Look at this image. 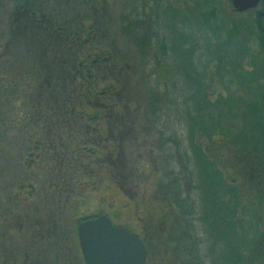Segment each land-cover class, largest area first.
I'll list each match as a JSON object with an SVG mask.
<instances>
[{
  "label": "trees",
  "instance_id": "16d2710c",
  "mask_svg": "<svg viewBox=\"0 0 264 264\" xmlns=\"http://www.w3.org/2000/svg\"><path fill=\"white\" fill-rule=\"evenodd\" d=\"M228 1L201 0L194 4L197 12L183 0L121 1L118 41L127 38L134 53L121 59L131 48L118 53L114 39L106 43L104 0H0V7L11 9L9 27L0 32V61H8L12 44L34 51L36 87L25 116L42 128L36 157L49 165L53 194L68 198L83 189L68 182L85 168L104 169L122 189L127 146L152 133L155 199L165 220L174 215L170 241L174 252L184 251L183 264H206L226 241L229 264L264 258V58L247 59L253 40L264 55V17L258 24V10L239 13L231 3L227 11ZM183 5L186 16L177 28L161 31V13ZM133 71L139 74L138 105L126 85ZM9 86V80L0 82V101L10 97ZM130 119H139L138 135L127 142ZM173 125L185 132H171ZM34 136L28 133V140ZM219 143L230 144L238 157L239 178L218 171L208 157L209 147ZM237 179L246 184L242 209Z\"/></svg>",
  "mask_w": 264,
  "mask_h": 264
},
{
  "label": "rangeland",
  "instance_id": "374dc122",
  "mask_svg": "<svg viewBox=\"0 0 264 264\" xmlns=\"http://www.w3.org/2000/svg\"><path fill=\"white\" fill-rule=\"evenodd\" d=\"M104 1L107 3V17L102 28L104 34H108L106 43L114 39L116 45L120 46L118 53L123 52L124 46H127L125 51L130 47L131 55L129 52L124 55L126 52L121 59L133 57L130 41L127 38L124 41L120 38L118 41L119 28L116 17L120 16L124 9L121 4L124 0ZM199 1L201 0H183V3L185 2L190 10L196 8L197 12L201 10L198 6L194 7V4ZM229 3L225 2L227 11H230ZM51 7L55 8L53 3ZM181 7L161 13L158 21L161 31L170 33L177 28L180 23L177 22L186 16L184 5L182 9ZM10 14L11 9L8 6L0 7V32H6L9 27ZM193 16L192 14L191 17ZM250 47L253 52L247 59L259 63L264 55H261L257 41L253 40ZM10 49L8 61H0V82L10 81V97L6 99V96H3L0 101V264H84L76 232L78 222L103 215L110 217V222L115 226L127 227L130 232L139 236L146 249V264H183L184 260H187L184 251L174 252L176 242L170 241L173 234L169 233V230L174 215L170 213L165 220L166 211L155 199V196H158L156 173L152 170L149 158L153 152V138L150 136L152 133H143V136L140 134L135 137V143L127 146L125 165L128 167V176L122 184V189L108 177L104 169L92 171L85 168L78 169L73 175L74 180L68 182L69 185H75V189L80 186L83 189L78 193L72 192L74 194L68 198L56 197L58 195L53 194L47 182L49 165L36 157V137L40 135L42 128L25 116L32 106L30 97L36 85L33 80L37 68L32 55L34 51L31 52L23 42L16 44V47L10 45ZM246 69L250 70L251 67L247 66ZM138 75L133 71L130 78L126 77L127 91L131 92L128 87L133 90L129 96L134 105L139 104L137 98L141 92ZM22 79L26 80L23 87L20 85L23 83ZM11 97H16V100L13 101ZM138 120L130 119L126 122L133 125V133L128 135L130 140L127 142L134 138V134L138 135V131H135L137 127L134 128V124L137 126L139 123ZM171 122L176 125V121ZM174 125L168 128L171 132H185L181 125L178 130ZM151 132H155L153 127ZM28 133L35 135L33 140H28ZM72 147L74 150L78 149L79 143H73ZM206 152L218 171H228L234 177H240L241 163L230 144L219 143L209 147ZM237 180L240 183L234 184L239 186L243 195L242 209L247 200L246 184L240 179ZM54 184L61 186L56 178ZM263 225L264 222L261 226ZM220 247L222 252H217L214 259L209 255L206 264H229L226 261L229 252L227 241ZM262 259L257 261L245 258V264H264V258Z\"/></svg>",
  "mask_w": 264,
  "mask_h": 264
},
{
  "label": "water",
  "instance_id": "95a60500",
  "mask_svg": "<svg viewBox=\"0 0 264 264\" xmlns=\"http://www.w3.org/2000/svg\"><path fill=\"white\" fill-rule=\"evenodd\" d=\"M261 0H230L239 13L256 9ZM258 16V24L260 17ZM84 264H145L146 250L140 239L107 217L84 220L76 228Z\"/></svg>",
  "mask_w": 264,
  "mask_h": 264
},
{
  "label": "flooded vegetation",
  "instance_id": "af4514ba",
  "mask_svg": "<svg viewBox=\"0 0 264 264\" xmlns=\"http://www.w3.org/2000/svg\"><path fill=\"white\" fill-rule=\"evenodd\" d=\"M256 10L259 11V14H263L261 17H264V0H261L260 3L258 4ZM258 14V16H259ZM260 17V18H261ZM259 28L261 29V31L264 33V30L259 26ZM146 261H147V253H146ZM146 264V263H145Z\"/></svg>",
  "mask_w": 264,
  "mask_h": 264
}]
</instances>
